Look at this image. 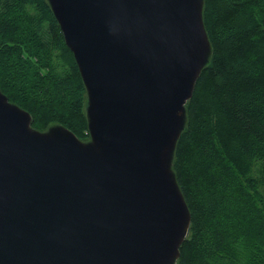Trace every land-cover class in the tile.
<instances>
[{
    "label": "water",
    "instance_id": "1",
    "mask_svg": "<svg viewBox=\"0 0 264 264\" xmlns=\"http://www.w3.org/2000/svg\"><path fill=\"white\" fill-rule=\"evenodd\" d=\"M87 90L90 139L41 131L0 88V264H177L174 170L212 57L205 0H47Z\"/></svg>",
    "mask_w": 264,
    "mask_h": 264
},
{
    "label": "trees",
    "instance_id": "2",
    "mask_svg": "<svg viewBox=\"0 0 264 264\" xmlns=\"http://www.w3.org/2000/svg\"><path fill=\"white\" fill-rule=\"evenodd\" d=\"M209 65L174 170L192 222L177 264H264V0H205ZM0 88L34 128L90 139L87 90L47 0H0Z\"/></svg>",
    "mask_w": 264,
    "mask_h": 264
}]
</instances>
